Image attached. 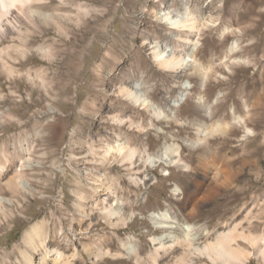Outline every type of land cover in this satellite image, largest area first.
<instances>
[{
    "label": "rangeland",
    "instance_id": "374dc122",
    "mask_svg": "<svg viewBox=\"0 0 264 264\" xmlns=\"http://www.w3.org/2000/svg\"><path fill=\"white\" fill-rule=\"evenodd\" d=\"M154 2L55 0L49 10L60 7L65 14L61 31L49 24L26 45L4 40L2 46L14 45L15 55L13 76L0 65V166H5L0 174V257L8 264L19 255L24 232L34 222L46 220L52 234L60 227L69 231L76 169L84 174L89 166L83 159L76 163L72 153L82 155L90 144L99 150L117 134L144 155L140 170L133 174L143 185L129 182L128 165L117 160L107 164L119 176L122 190L117 198L128 215L118 227L100 220L99 228L88 232L92 237L107 233L115 241L113 251L130 239L146 264L155 249L152 237L164 234L163 229L155 230L150 214L167 207L181 221L185 211L195 207L191 221L202 232L236 221L264 232V0ZM186 8L200 18L197 32L172 27L163 19L164 11L175 14L173 19ZM232 44L236 51L228 54ZM40 46L51 54L41 53ZM153 47L186 56V61L167 70L153 60ZM69 51L76 52L74 68L62 62ZM135 83L148 100L174 117H160L151 125V111L119 95L121 86ZM178 95L180 105H169L168 100ZM95 96L102 106L87 109ZM234 109L244 122L234 117ZM114 114L126 120L124 127L105 131L104 124ZM201 123L209 137L192 147L188 141L196 139ZM136 124L144 130H137ZM165 142L181 146L182 164L143 161L146 153H155ZM213 156L233 173L231 181L222 175L212 178L209 169L198 166L201 159ZM20 168L26 192L6 183ZM177 185L186 195L175 194ZM216 185L217 191L207 197ZM70 235L81 250L90 241L83 233ZM201 238L198 241L203 242L206 237ZM71 252L69 247L67 253ZM83 255L84 260L75 264H136L129 255L103 261L85 251ZM194 264L211 261L199 256ZM244 264H264V257L252 255Z\"/></svg>",
    "mask_w": 264,
    "mask_h": 264
},
{
    "label": "bare ground",
    "instance_id": "6f19581e",
    "mask_svg": "<svg viewBox=\"0 0 264 264\" xmlns=\"http://www.w3.org/2000/svg\"><path fill=\"white\" fill-rule=\"evenodd\" d=\"M54 1L0 0V65L3 71H7L6 74L9 77L15 74V66L12 65V58L13 56L15 57L13 52L14 45L2 46L4 40H19L22 42V45H26L29 41L32 42L34 40V37L37 36V31H44V26H48L49 24L56 25L55 28L61 31L65 14L60 13V7H55L51 11L49 10ZM154 1L156 3L160 1L161 3V0ZM255 3L256 1L253 4L249 2L251 5L249 9H253ZM162 14L164 15L163 19H166L172 27L196 32L199 29L197 24L200 18L193 15L187 8L182 15L173 19L172 17L175 14L172 15L170 11H164ZM39 48L41 49V53L51 54V51L48 49L46 50L41 46ZM160 49L153 47L152 57L153 60L167 70H175L186 61V56H177L176 53L165 54L164 48L163 50ZM20 51L21 48L19 49ZM235 51L236 46L232 44L228 50V54H233ZM75 56L76 52L69 51L62 59V62L67 63L69 68H74L75 61L73 59ZM183 85L185 86L186 84ZM118 91L122 99L131 102L134 106L147 108L152 112L151 125L160 117L164 116L166 120L174 117V115L167 114L162 107L148 100L140 92L136 83L121 86ZM91 99L92 101L86 107L87 109L97 108V105L102 106V103L99 101L100 99L96 96ZM181 100L182 96L178 95L173 99L170 98L168 102L169 105L177 107L180 105ZM200 104L202 105V103ZM235 111V109L232 111L234 117L238 121L244 122L245 117H240ZM204 117L206 118L207 116L205 115ZM108 121L109 124H104L105 131L112 127L121 129L124 127L126 120L114 114L110 116ZM135 126H137V130H144L142 125L136 124ZM205 129L206 124L201 123L196 139L188 141V144L195 147L200 141L207 139L210 132ZM180 147L178 144L165 142L155 153H146V158L143 161L153 165L164 161L168 165L182 164ZM213 155H215V152H213ZM72 157L76 163H81L82 159L86 160L89 166H85L86 169L83 170L84 174H81L76 169V187L73 189L75 212L69 221V231H60L62 230V227H60L52 234L46 220L34 222L24 232L22 245L18 246L19 255L13 260V264H75L77 259L82 258L84 260L83 251L99 261H103L107 256L125 258L129 255L134 256L136 264H142L141 250L130 239L122 241L121 246L116 251H113L112 246H116V244L110 235L106 233L98 238H94L88 232L93 228H99L100 220L106 226L118 227L117 224L119 222L124 223L128 215L123 211V201L117 198V193L119 190H122L119 176L112 174L107 168V164L117 160L120 165H128L127 169L130 172L128 175L129 182L134 186H142L143 184H140L141 181H138V176H134L133 174L140 170L142 163L138 162L142 161L144 155L129 139L119 138V134H117L111 142L106 141L104 145H101L99 150H97L94 144H90L84 154L81 155L73 152ZM87 157L90 158L87 160ZM214 158L215 156L209 160L201 159L198 166L204 170L209 169L212 178L222 175L224 181H231L233 173L225 169L222 164L216 162ZM187 166L190 168L189 165ZM22 169L20 168L19 171L10 176L6 183L12 190L26 192L29 190L26 189L25 182L22 181L21 175L23 173L20 172ZM100 169H103V171ZM4 170L5 166H0V174ZM173 189L175 194L186 195V191L179 185ZM217 189L218 185L207 194V197H211ZM101 193L105 194V196L102 197L103 194L101 195ZM195 213V207L189 211H185V216L182 217L184 221H181L178 214L170 207L150 214L154 226L157 227L155 230L163 229L164 234L152 237L155 249L150 253L151 262L146 264H194L195 259L199 256H206L211 261V264H244L252 255L264 257V232L256 233L252 228H246L240 221H236L222 229L203 230L202 232L199 228L200 226L198 227L191 221V217ZM93 216L97 218L94 220ZM129 217H132V213L129 214ZM74 221L77 222V225H74ZM74 232L83 233V237L88 240L90 239L82 250L78 246L79 241L74 240L70 235V233ZM202 236L206 237L203 242L198 241ZM248 246L252 250L247 249L246 247ZM69 247H72L70 254L67 253ZM169 261L172 262L168 263ZM0 264H8V261L0 257ZM84 264H87V262L84 261Z\"/></svg>",
    "mask_w": 264,
    "mask_h": 264
}]
</instances>
